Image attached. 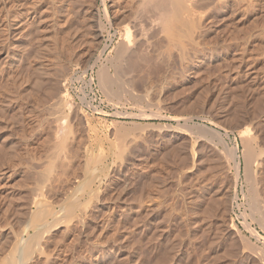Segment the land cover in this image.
<instances>
[{"label":"rangeland","instance_id":"rangeland-1","mask_svg":"<svg viewBox=\"0 0 264 264\" xmlns=\"http://www.w3.org/2000/svg\"><path fill=\"white\" fill-rule=\"evenodd\" d=\"M141 4L0 0V258L41 220L47 230L23 264H264V211L252 213L249 205L252 164L240 134L247 128L264 142V0L186 1L188 15L150 36V62L133 73L131 92L113 97L100 85L99 67L107 70ZM36 63L54 75L47 69L45 80L38 77ZM58 80L70 109L56 103ZM56 114L70 125L61 141L51 137ZM234 145L233 159L226 154ZM263 175L257 182L264 186ZM34 192L38 205L30 203ZM41 208L42 218L32 217ZM244 218L260 238L244 230Z\"/></svg>","mask_w":264,"mask_h":264},{"label":"bare ground","instance_id":"bare-ground-1","mask_svg":"<svg viewBox=\"0 0 264 264\" xmlns=\"http://www.w3.org/2000/svg\"><path fill=\"white\" fill-rule=\"evenodd\" d=\"M103 1V0H102ZM142 1V4L141 5H143V6H141V7H143V8H140L139 10H137V11H135V14H134V16H129L130 18H131V21L128 19L129 17H127L126 19L128 20V21H130L129 23L130 24H126V27H124L125 29H124V32H123V30H122V32H120V34L122 33V37L119 35V38L121 37V40L118 42V44H117V46L116 45H114V46H116V48H113V49H115L113 52L115 53V55L114 56H112V57H110V59L109 60H106V61H110L109 63V65L108 66H110L111 65V67H113V71H111L110 69H108V66H107V70H110L112 73H110V75H108V73H107V70H106V66L104 67V65H99L100 67H99V82H100V85L102 86V88H104L105 89V92L107 91V93L110 95V96H113V97H118L120 94H125V92H127V91H130V90H127L128 89V85H129V81L132 79L131 77L133 76V73L134 72H136L137 70H141V69H143L144 68V66L145 65H148L149 64V62H150V58L148 57V54H147V51H148V46L150 45V41H149V39H150V36L152 37V36H154V34H162L163 33V30H165V29H168V28H170V26L171 25H173V23L175 24L176 22H177V19H179V17H181V16H183L184 15V17H185V14H186V12L188 11V10H191L192 11V8L191 9H188L187 8V6H186V1H188V0H141ZM141 3V2H140ZM188 3V2H187ZM103 5H104V3H103ZM189 5V4H188ZM104 7V6H103ZM105 8V7H104ZM98 11V10H97ZM105 11V15L104 16H106V17H104V18H106L107 19V21L109 20V15H108V11L105 9L104 10ZM191 11H188V13H187V15L189 14V12H191ZM98 14V13H97ZM98 17V16H97ZM102 17V16H101ZM132 17H133V19H132ZM170 17H172V19L170 18ZM184 17H181V19H183ZM145 18V20L146 21H144L143 19ZM97 19V18H96ZM105 19V20H106ZM123 19H125V18H123ZM95 19H93V21H94ZM176 20V21H175ZM146 22V23H144V22ZM175 21V22H174ZM179 21V20H178ZM98 21H96V23H97ZM101 22V21H100ZM109 22V21H108ZM180 23H181V21H179ZM99 23V22H98ZM97 23V24H98ZM102 23V22H101ZM101 23H99V24H101ZM122 23H124V22H122ZM178 24V23H177ZM101 25H104V24H101ZM108 27H110V24L108 23ZM96 26H98V28H99V25H96ZM96 26H94L95 28H96ZM101 27H103V26H101ZM102 29V28H101ZM101 29H100V31H101ZM103 31V30H102ZM97 32H99V31H97ZM101 33V32H100ZM93 35H95L96 36V33H94ZM101 35V34H100ZM98 36V35H97ZM95 38V37H94ZM62 41V40H61ZM64 41V40H63ZM102 46H103V44H102ZM105 47V46H104ZM39 48V47H38ZM40 48H42V46L40 45ZM39 48V49H40ZM49 49V48H48ZM36 50V53H37V48L35 49ZM42 49H40V51H41ZM45 48H44V50L42 51V53H45ZM102 50L100 49V52H101ZM35 53V54H36ZM38 53H39V55H44V54H42L41 52H39L38 51ZM37 53V54H38ZM59 53V52H58ZM113 53V54H114ZM35 55L36 57H38V55ZM57 56V55H56ZM109 56H111V55H109ZM41 57V56H40ZM108 57V56H107ZM59 58V57H58ZM97 58H98V56H97ZM109 58V57H108ZM41 59H43V57L41 58ZM100 59V58H99ZM98 59V60H99ZM107 59V58H106ZM143 62L145 63V65L143 64ZM28 63H30V61L28 62ZM104 63H105V61H104ZM37 64V63H36ZM100 64V63H99ZM102 64V63H101ZM106 64V63H105ZM28 65V64H27ZM38 66H35V68H34V71H36V74H37V76L39 77V76H43L42 78H44V75H45V73H46V70L48 69V68H46L45 66L44 67H41L40 66V64H37ZM56 65H57V63H56ZM55 66V65H54ZM24 67V66H23ZM22 67V68H23ZM27 67V66H26ZM28 70V69H27ZM52 71L50 72V70L48 69V71H49V73H48V71H47V73L46 74H49V76L48 77H50L51 75H50V73H52V75H54V73H53V69H51ZM65 70V69H64ZM26 71V70H25ZM44 72V75L43 74H41V73H43ZM109 72V71H108ZM19 74V73H18ZM26 74V73H25ZM31 73H29V75H30ZM135 74V73H134ZM23 75V74H22ZM29 75H25L26 77H27V79H28V76ZM136 75V74H135ZM9 76V75H8ZM37 76L35 77V79H34V83L35 84H41L42 82L40 81V80H36L37 79ZM97 76H98V74H97ZM30 77V76H29ZM45 77H47V75L45 76ZM55 77V76H54ZM134 77V76H133ZM15 78V77H14ZM13 78V79H14ZM62 78V77H61ZM66 78V77H65ZM12 79V80H13ZM26 79V78H25ZM63 79H64V76H63V78H62V81H63ZM135 79V78H134ZM15 80V79H14ZM13 80V81H14ZM43 80H45V78L43 79ZM60 80V79H59ZM57 81L59 84H58V86H57V91L56 92H58V94L56 95L57 97H56V99L59 101V102H57L56 101V103H58V104H60V101H62L63 102V104H64V106L63 107H65V108H67V109H70V106H71V102H69L68 100H67V96H68V93H67V89H65V87L66 86H64L63 85V83L61 82V81ZM137 80V79H136ZM35 81H37V82H35ZM11 82V81H10ZM25 82V81H24ZM39 82V83H38ZM44 82V81H43ZM62 84H61V83ZM66 82V81H65ZM132 82V80L130 81V83ZM31 83V82H30ZM61 84V85H60ZM134 84V83H133ZM132 84V85H133ZM136 84V83H135ZM11 85V84H10ZM13 85V84H12ZM19 85V84H18ZM40 86V85H39ZM39 86H37L38 88H39ZM50 86V85H49ZM49 86H48V89L47 90H51L52 88L50 87L49 88ZM14 87V86H13ZM52 87H54V89L53 90H51V92L52 91H54V90H56L55 89V87H56V85L54 84ZM137 87V86H136ZM12 88V87H11ZM15 88V87H14ZM33 88V87H32ZM36 88V86L33 88V89H35ZM26 89V88H25ZM30 89V88H29ZM28 89V90H29ZM33 89H32V91H33ZM135 89V88H134ZM5 90V89H4ZM19 90V89H18ZM24 90V89H23ZM7 91V90H6ZM27 91V90H26ZM43 91V90H42ZM13 92V91H12ZM22 92V91H21ZM50 92V91H49ZM131 92V91H130ZM130 92H128V93H130ZM136 92H138V91H136ZM9 93V92H8ZM14 93V92H13ZM38 93V92H37ZM46 93H48V91H46ZM24 94V93H23ZM27 94H29V93H27ZM32 94V93H31ZM132 94V93H131ZM130 94V95H131ZM11 95V94H10ZM25 95H26V93H25ZM51 95V94H50ZM49 95V96H50ZM55 95V94H54ZM133 95V98H134V94H132ZM131 95V96H132ZM15 96V95H14ZM17 96V95H16ZM29 96V95H28ZM32 96V95H31ZM31 96H29V97H31ZM36 96V95H35ZM121 96V95H120ZM136 96V95H135ZM11 97V96H10ZM33 97V96H32ZM48 97V96H47ZM122 97H124V96H122ZM51 98V97H50ZM79 98V97H78ZM119 98V97H118ZM136 98H137V96H136ZM24 99V98H23ZM81 99V98H80ZM138 99V98H137ZM47 100V99H46ZM84 100V99H83ZM144 100V99H143ZM10 101V100H9ZM37 101V100H36ZM45 101V100H44ZM71 101V100H70ZM81 101V100H80ZM61 102V103H62ZM88 102V101H87ZM140 102V101H139ZM138 102V103H139ZM71 103V104H70ZM81 103V102H80ZM145 103V102H144ZM19 104V103H18ZM27 104V103H26ZM32 104V103H31ZM37 104V103H36ZM40 104V103H39ZM55 104V103H54ZM89 104V103H88ZM150 104V103H149ZM50 105V104H49ZM77 105V104H76ZM55 106H57V104L55 105ZM54 106V107H55ZM59 106V109H55V111L56 110H58V112L60 111V105H58ZM57 106V107H58ZM152 106V105H151ZM8 107V106H7ZM49 107V106H48ZM56 107V108H57ZM40 108V107H39ZM62 108V107H61ZM3 109V108H2ZM21 109V108H20ZM23 109V108H22ZM32 109V108H31ZM38 109V108H37ZM51 110H53V109H51ZM63 110V109H62ZM139 110V109H138ZM9 111V110H8ZM45 111V110H44ZM55 111L53 110V112L55 113ZM140 111H142V110H140ZM16 112V111H15ZM52 112V111H51ZM61 112H63V111H61ZM60 112V115L61 114H63V113H61ZM102 112H104V111H102ZM72 113V112H71ZM119 113V112H118ZM149 113H151V112H149ZM115 114H117V113H115ZM130 114V113H129ZM142 114V113H141ZM49 115H51V114H49ZM54 115V114H53ZM57 115V114H56ZM55 115V116H56ZM59 115V114H58ZM58 115L55 117V116H53L52 118L54 119L53 121H54V129H53V136H51V137H54L56 140H58V141H61L63 138H65L66 137V133H67V131H68V129L66 130V124H68V122L64 125V121H62L63 119H62V117L63 116H65L64 114H63V116H60L59 115V117H58ZM68 115V114H67ZM69 115H70V113H69ZM83 115V114H82ZM132 115H134V114H132ZM140 115V114H139ZM143 116L144 115H146V114H142ZM150 115V114H149ZM35 116V115H34ZM77 116V115H76ZM128 116V114H126V117ZM135 116V115H134ZM18 117V116H17ZM69 117V116H68ZM136 117H138V116H136ZM13 118V117H12ZM46 118V117H45ZM64 118V117H63ZM67 118V117H66ZM74 118H75V116H74ZM8 119V118H7ZM39 119V118H38ZM42 119V118H41ZM78 119V118H77ZM81 119V118H80ZM82 119H84V116H83V118ZM48 120V119H47ZM79 120V119H78ZM178 120V119H177ZM176 120V121H177ZM15 121V120H14ZM18 121V120H17ZM21 121V120H20ZM44 121V120H43ZM51 121V120H50ZM185 121V120H184ZM4 122V121H3ZM40 122V121H39ZM49 122V121H48ZM79 122H80V120H79ZM183 122V121H182ZM17 123H19V122H17ZM17 123H15V124H17ZM211 123V122H210ZM7 125V124H6ZM10 125H14V124H10ZM39 125V124H38ZM79 125V124H78ZM212 125V124H211ZM210 125V126H211ZM2 126V125H1ZM3 126H4V124H3ZM40 126V125H39ZM42 126V125H41ZM68 127L70 126L69 124L67 125ZM81 126V125H80ZM79 126V127H80ZM67 127V128H68ZM201 127V126H200ZM210 128V127H209ZM209 128H206V130L208 129L209 130ZM7 129H9V127L7 128ZM12 129V128H11ZM17 129V128H16ZM51 129V128H50ZM72 129V128H71ZM81 129V128H80ZM24 130V129H23ZM22 130V131H23ZM201 130V129H200ZM205 130V129H204ZM203 130V131H204ZM213 130V129H212ZM212 130H210V132L212 131ZM20 131V130H19ZM71 132H72V130H70ZM214 131V130H213ZM69 132V131H68ZM199 132V131H198ZM205 132V131H204ZM201 133V132H200ZM209 133V132H208ZM215 133H217V132H215ZM13 134V133H12ZM24 134V133H23ZM72 133H70V135H71ZM82 134V133H81ZM204 134V133H203ZM202 134V135H203ZM206 134V133H205ZM240 134H241V138L243 139V141H245L246 142V144H245V148L247 149L246 150V152H245V159L247 160V162H248V165H250V164H252V165H250V166H248V168H247V180H248V183H249V188H248V190L250 191V194H251V196H249L250 198H251V201H250V203L251 204H249V205H251L252 206V213H259L261 216H262V214H261V212L262 211H264V195H263V193H259V189H258V186L259 185H261V186H263L262 184L263 183H261L260 184V182H263L262 180L258 183L257 182V177H258V175L259 176H261L262 174H264V142H258V141H256L255 142V138H252L251 137V133H249V130L246 128V129H244V130H242L241 132H240ZM69 135V134H68ZM77 135V134H76ZM211 135H213V134H211ZM210 135V136H211ZM22 136V135H21ZM85 136V135H84ZM215 136V135H214ZM220 136V135H219ZM5 137V136H4ZM7 137V136H6ZM81 137V136H80ZM54 138H52V139H54ZM67 138V137H66ZM65 138V139H66ZM72 138V137H71ZM64 139V141H66ZM81 139H83V138H81ZM4 140H6V139H4ZM72 140V139H71ZM261 141V140H260ZM262 141H264V138L262 139ZM79 142H81V141H79ZM40 143V142H39ZM39 143H37V144H39ZM42 143V142H41ZM40 143V144H41ZM69 143V142H68ZM84 143V142H83ZM82 143V144H83ZM86 143V142H85ZM57 144H59L60 145V143H57ZM56 144V146L58 147L59 145H57ZM63 144H65V142H63ZM14 145V144H13ZM66 145H67V143H66ZM79 145V144H78ZM226 145V144H225ZM8 146V145H7ZM12 146V145H11ZM82 146V145H81ZM55 147V146H54ZM57 147H56V151L54 150V151H52V154H53V152H57ZM67 147V146H66ZM9 148V147H8ZM10 148H14V147H10ZM60 148L62 149L63 148V145H62V147L60 146ZM0 149H2L1 147H0ZM38 149V148H37ZM41 149V148H40ZM60 149V150H61ZM69 149V148H68ZM67 149V150H68ZM86 149V148H85ZM236 149H237V146H233L232 148H228V150L229 151H227V150H225V151H227L228 153L226 154V156L228 155H230L229 157H233V159H234V157H235V151H236ZM14 150V149H13ZM16 150V149H15ZM15 150L14 151H12L13 153L15 152ZM59 150V149H58ZM60 150L58 151V153L60 152ZM62 150H64V148L62 149ZM87 150V149H86ZM223 151V150H222ZM221 151V152H222ZM225 151H223V153H226ZM41 152V151H40ZM66 152V151H65ZM83 152V151H82ZM91 152V151H90ZM89 152V153H90ZM93 152V151H92ZM91 152V153H92ZM99 152V151H98ZM9 153V152H8ZM54 153V154H55ZM88 153V152H87ZM88 153V154H89ZM222 153V154H223ZM10 154H11V152H10ZM51 154V153H50ZM51 154V155H52ZM84 154V153H83ZM87 154V155H88ZM94 154V153H93ZM56 155V154H55ZM61 155V154H60ZM59 155V156H60ZM92 155V154H91ZM90 155V157H92ZM225 155V154H224ZM224 155H222L223 157H225ZM237 156V155H236ZM1 158H2V156H0ZM40 157V156H39ZM43 157V156H42ZM65 157V156H64ZM90 157H88L86 160H87V165H88V170L89 169H91L92 170V172H93V170H95L96 168H95V162H96V160L92 157V158H90ZM16 158V157H15ZM41 158V157H40ZM58 158V157H57ZM225 158H227V160L229 159L228 157H225ZM225 158L223 159V160H225ZM7 159V158H6ZM10 159V158H9ZM9 159H7V160H9ZM12 159V158H11ZM51 159H54V158H51ZM56 159V158H55ZM54 159V160H55ZM232 159V158H231ZM230 159V160H231ZM1 160V159H0ZM41 160V159H40ZM227 160L225 161V163L227 162ZM2 161V160H1ZM6 161V160H5ZM42 161V160H41ZM233 162V161H232ZM40 163V162H39ZM6 164V163H5ZM12 164V163H11ZM43 164V163H42ZM238 163H236L235 162V168H236V172H237V170H238V168H237V165ZM2 165H3V163H2ZM40 165V164H39ZM4 166V165H3ZM37 166V165H36ZM93 167V168H91V167ZM251 166L252 167H254V168H251ZM27 168V167H26ZM25 168V169H26ZM29 168V167H28ZM40 168H42V167H40ZM38 169V168H37ZM7 170V169H6ZM24 169H22V171H23ZM34 170V169H33ZM39 170V169H38ZM41 170V169H40ZM39 170V171H40ZM5 171V170H4ZM96 171V170H95ZM234 171V170H233ZM36 172H37V170H36ZM40 172H42V171H40ZM91 172V173H92ZM25 173V172H24ZM35 173V172H34ZM43 173V176L45 175L44 174V172H42ZM41 173V174H42ZM37 174H39V173H37ZM237 174H238V172H237ZM34 175V174H33ZM88 175V174H87ZM35 176V175H34ZM38 176V175H37ZM41 176V175H40ZM236 176V175H235ZM28 177V176H27ZM89 177V176H88ZM23 178V177H22ZM21 178V179H22ZM25 178V177H24ZM46 178V177H45ZM261 178H264V175L261 177ZM33 179V178H32ZM95 179V178H94ZM236 179V178H235ZM25 180V179H24ZM37 180V179H36ZM38 180H40V179H38ZM45 180V179H44ZM89 180V179H88ZM29 181V180H28ZM85 181H87V179L85 180ZM85 181H84V183H85ZM94 181V180H93ZM92 181V182H93ZM18 182V181H17ZM21 182V181H20ZM33 182V181H32ZM42 182V181H41ZM91 182V183H92ZM19 183V182H18ZM26 183V182H25ZM29 183H30V181H29ZM34 183H35V180H34ZM39 183V182H38ZM37 183V184H38ZM83 183V184H84ZM89 183V182H88ZM7 184V183H6ZM17 184V183H16ZM15 183H14V185H16ZM23 184V183H22ZM27 184V183H26ZM36 184V183H35ZM48 184V183H47ZM259 184V185H258ZM20 185V183L18 184V186ZM29 185V184H28ZM33 185V184H32ZM46 185V184H45ZM44 185V186H45ZM85 185H87V184H85ZM24 186H25V184H24ZM34 186H37V185H34ZM40 186V185H39ZM51 186V185H50ZM260 186V189L261 188H263V187H261ZM20 187H22V186H20ZM86 187V186H85ZM85 187H84V189H85ZM88 187V186H87ZM23 188V187H22ZM25 188V187H24ZM83 188V186L81 187V189ZM90 188V187H89ZM17 189V188H16ZM37 189V188H36ZM91 189V188H90ZM89 189V190H90ZM21 190V189H20ZM34 190H35V188H34ZM39 190V189H38ZM47 190V189H46ZM259 190V191H258ZM8 191V190H7ZM36 191V190H35ZM40 191V190H39ZM48 191V190H47ZM248 191V192H249ZM30 193V192H29ZM32 193V192H31ZM34 193H36V192H34ZM86 193V192H85ZM11 194V193H10ZM63 194V193H62ZM249 194V193H248ZM249 194V195H250ZM261 194L263 195V196H261ZM23 195V194H22ZM25 195V194H24ZM33 195V194H32ZM35 195V197L33 196V198L32 197H30V198H32L31 199V201H30V203H32V201H33V203L35 204V205H38V204H40L41 203V198L39 197V194H38V192L36 193V194H34ZM61 195V194H60ZM64 195V194H63ZM6 196V195H5ZM16 196V195H15ZM18 196V195H17ZM71 197H72V195H70ZM76 196V195H75ZM3 197V196H2ZM9 197H11V196H9ZM54 197V196H53ZM69 197V196H68ZM77 197V199H78V197L79 196H76ZM76 197H75V199H76ZM81 197V196H80ZM11 198H14V197H11ZM10 198V199H11ZM20 198V197H19ZM22 198H24L23 196H22ZM22 198H21V200H22ZM58 198V197H57ZM73 198V197H72ZM15 199V198H14ZM29 199V198H28ZM51 199V198H50ZM74 199V200H75ZM93 199V198H92ZM16 200H17V197H16ZM21 200H17V201H21ZM27 200V199H26ZM57 200V199H56ZM55 200V201H56ZM95 200V199H94ZM7 201V200H6ZM5 201V202H6ZM23 201H24V199H23ZM29 201V200H28ZM27 201V202H28ZM67 201V200H66ZM71 201V200H70ZM70 201H67V202H70ZM76 201V200H75ZM14 202V201H13ZM16 202V201H15ZM25 202V201H24ZM64 202V201H63ZM62 202V203H63ZM96 202V201H95ZM3 203V202H2ZM32 203V204H33ZM54 203H56V202H54ZM66 203V202H65ZM65 203H63V204H65ZM76 203V202H75ZM75 203H73V206H75ZM77 203H79V204H81L80 202H77ZM76 203V204H77ZM249 203V202H248ZM21 204V203H20ZM27 204V203H26ZM87 204V203H86ZM85 204V205H86ZM7 205H8V203H7ZM22 205V204H21ZM24 205V204H23ZM34 205V206H35ZM41 206V205H40ZM62 206V205H61ZM60 206V207H61ZM68 206L70 207L71 205H69L68 204ZM72 206V207H73ZM81 206V205H80ZM96 206V205H95ZM8 207V206H7ZM25 207H26V205H25ZM50 207V206H49ZM71 207V209L73 210L74 208H72ZM79 207V206H78ZM3 208V207H2ZM43 208H45V211L47 210L46 209V207H44L43 206ZM43 208H41V209H39V210H37V211H35L34 213H32V217H35V218H37V219H39V218H42V215H43V212H45V211H43ZM66 208H68V207H66ZM77 208V207H76ZM81 208H83V207H81ZM86 208V207H85ZM27 209V208H26ZM61 209V208H60ZM59 209V210H60ZM84 209V208H83ZM3 210V209H2ZM5 210V209H4ZM29 210V209H28ZM27 210V211H28ZM35 210V209H34ZM58 210V211H59ZM65 211V213H69V211H67L66 212V210L67 209H63L62 208V212H64ZM70 210V209H69ZM22 211V210H21ZM25 211V210H24ZM51 211V210H50ZM53 211V210H52ZM57 211V212H58ZM71 211V210H70ZM82 211V210H81ZM23 212V211H22ZM1 213V212H0ZM11 213V212H10ZM14 213V212H13ZM17 213V212H16ZM25 213V212H24ZM47 213H49V212H47ZM70 213H72V212H70ZM69 213V214H70ZM264 213V212H263ZM3 214V213H2ZM8 214V213H7ZM15 214V213H14ZM19 214V213H18ZM51 215H53L54 214V212H52V213H50ZM246 214V213H245ZM244 214V215H245ZM26 215V214H25ZM243 215V216H244ZM259 215V216H260ZM13 215H11V217H12ZM23 216V215H22ZM73 216V215H72ZM248 216V215H247ZM258 216V217H259ZM261 216H260V219L259 220H261L262 221V219H261ZM10 217V218H11ZM26 217V216H25ZM62 217V216H61ZM245 217H246V215H245ZM6 218H7V216H6ZM13 218V217H12ZM17 218V217H16ZM74 218V217H73ZM4 219V218H3ZM18 219V218H17ZM24 219V218H23ZM29 219V218H28ZM36 219V220H37ZM61 219V218H60ZM67 219V218H66ZM5 220V219H4ZM35 220V221H36ZM54 220V219H53ZM8 221V220H7ZM9 222V221H8ZM18 222H20V221H18ZM32 222V221H31ZM11 223V222H10ZM17 223V222H16ZM62 223V222H61ZM262 223V222H261ZM9 224V223H8ZM50 224V223H49ZM242 224H243V228H244V230H248V232L250 231L251 233L253 232V234H251L252 236H256V237H258V238H260V236L258 235V233L255 231V230H252L251 229V227H250V223L248 222V221H246V219L244 218L243 219V221H242ZM1 225H2V223H1ZM18 225V224H17ZM20 225V224H19ZM18 225V226H19ZM36 225H37V228L35 229L36 231H34V233H33V231H32V234H30V235H28V237L27 238H25V239H22V237L20 238V239H22V240H20L19 241V243H18V247L17 248H15V250H14V246L11 248L12 249V251L10 250V252H12V253H9L8 252V254L6 255V256H4L5 258H2L3 259V264H23L25 261H26V259L29 257L28 255L30 254V252H31V248H32V245H33V247H34V242H36V240H37V238H38V236H39V234H38V232L40 231V233L42 232L41 231V229L43 230V226L45 225V222H43V221H41V220H37V223H36ZM53 225V224H52ZM51 227V226H50ZM1 228V227H0ZM13 228V227H12ZM44 228H45V226H44ZM47 228V227H46ZM45 228V229H46ZM230 228H232L233 229V227L232 226H230ZM14 229V228H13ZM18 229V228H17ZM44 229V230H45ZM51 229V228H50ZM20 230V229H19ZM47 230V229H46ZM45 230V231H46ZM20 233V232H19ZM43 233V232H42ZM12 234V233H11ZM46 234V233H45ZM41 235V234H40ZM7 236V235H6ZM53 237V236H52ZM40 238V237H39ZM39 238H38V240H39ZM41 239V238H40ZM52 239V238H51ZM7 240H8V238H7ZM11 240H12V238H11ZM44 240H46V239H44ZM48 240V239H47ZM9 241V240H8ZM18 241V240H17ZM246 241V240H245ZM5 242V241H4ZM11 242V241H10ZM262 242V241H261ZM247 243V242H246ZM1 244H3V243H1ZM41 246V245H40ZM251 246V245H250ZM1 247V246H0ZM38 247V246H37ZM46 247V246H45ZM254 247L255 248H253V246L252 247H250L251 248V251L253 250L254 252H255V250H258V249H256V248H258V246L256 247L255 245H254ZM2 248V247H1ZM47 248H48V246H47ZM249 247H248V250L250 249ZM2 250V249H1ZM6 250V249H5ZM37 250L39 251V247L37 248ZM43 250V249H42ZM37 251V252H38ZM48 251V250H47ZM260 251V250H259ZM258 252V251H257ZM39 253V252H38ZM37 253V254H38ZM46 253V252H45ZM43 254V253H42ZM41 254V255H42ZM260 254H262V253H260ZM264 254V253H263ZM31 256H32V254H30ZM46 255V254H45ZM258 255V254H257ZM31 256L29 257V258H31ZM47 256V255H46ZM0 258V259H1ZM1 259V260H2ZM43 259V258H42ZM259 259H260V257H259ZM39 260V259H38ZM47 260V259H46ZM1 264H2V261L0 262ZM37 263V262H36ZM41 263V262H40ZM46 263V262H45ZM260 264V263H259Z\"/></svg>","mask_w":264,"mask_h":264}]
</instances>
